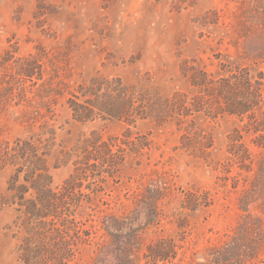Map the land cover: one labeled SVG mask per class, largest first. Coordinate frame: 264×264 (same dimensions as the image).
Listing matches in <instances>:
<instances>
[{"label":"rangeland","instance_id":"rangeland-1","mask_svg":"<svg viewBox=\"0 0 264 264\" xmlns=\"http://www.w3.org/2000/svg\"><path fill=\"white\" fill-rule=\"evenodd\" d=\"M246 81L259 103L231 113ZM86 99L111 115L76 118ZM18 138L53 189L76 175L65 264H150L161 239L158 264H264V0H0V147ZM16 174L0 163V264L44 241Z\"/></svg>","mask_w":264,"mask_h":264},{"label":"trees","instance_id":"trees-1","mask_svg":"<svg viewBox=\"0 0 264 264\" xmlns=\"http://www.w3.org/2000/svg\"><path fill=\"white\" fill-rule=\"evenodd\" d=\"M246 86L242 96L245 101H239L238 109L230 111L231 113L240 115L249 110V106L254 102L249 100L251 96L255 98L256 103H259L257 89L248 81ZM88 100L83 103L69 101L76 118L88 119L100 111L111 115L112 111L108 109L109 107H103L101 102ZM243 107L244 111H240ZM105 147L110 151L107 144ZM40 149L38 142L21 138L15 139L12 143L5 142L0 147V163L16 166L17 174L11 180L9 189L16 197L19 210L39 223L36 234L40 239H44L40 244H33L30 239L26 240L22 247L21 260L24 264H65L72 252L71 242L78 234V231L70 225L74 223L73 218H69L70 215L66 212L71 205L70 201L73 202V190L77 186L73 179L76 175L66 181L59 190L53 189L47 166L43 162L44 152H40ZM22 169H24L25 184H18L19 172ZM30 190L33 191L30 193L31 197H26ZM56 220H59V226H56ZM175 246L171 239H161L149 244L144 253L145 262L158 264L172 260L176 256Z\"/></svg>","mask_w":264,"mask_h":264}]
</instances>
